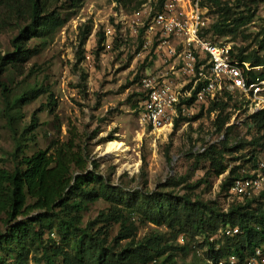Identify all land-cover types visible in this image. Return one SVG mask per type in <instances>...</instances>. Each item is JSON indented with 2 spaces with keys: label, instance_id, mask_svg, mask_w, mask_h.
Listing matches in <instances>:
<instances>
[{
  "label": "trees",
  "instance_id": "1",
  "mask_svg": "<svg viewBox=\"0 0 264 264\" xmlns=\"http://www.w3.org/2000/svg\"><path fill=\"white\" fill-rule=\"evenodd\" d=\"M84 2L67 0L65 6H57L55 0H29L27 10L21 0H0V30L7 29L26 14L30 18L28 25L13 39V51L4 55L0 53V74L17 63L28 62L39 51L38 48H29L28 42L37 39L46 43L68 22L71 14H65V11H78ZM200 3L221 14L220 19L207 28L209 36L214 33L233 35L253 17L242 14L232 17L225 0H200ZM88 34L87 29L82 46ZM260 36L258 48L250 52L239 48L236 52L232 47L231 53L241 62L263 66L256 75L264 79V54L258 52L264 53V29ZM105 42L104 32H98L97 56L105 49ZM151 58L153 55L148 57ZM84 59L83 51L79 61ZM138 79L139 76L134 83ZM45 92L42 87L32 88L12 100L8 104L9 110L19 108L21 102L27 103ZM135 95L138 108L141 100L137 91ZM50 97L48 104L56 106L53 94ZM194 99L195 94L184 102L193 108L198 107L202 113H214L217 132L223 134L221 142L224 144L234 125L229 124L232 112L227 110L231 106H242V100L238 104V98L230 92L218 101L192 106ZM16 113L17 110L15 114H8L12 119L11 128ZM202 113L192 119L199 118ZM187 119L180 110L175 118L174 131L178 130L181 121ZM247 119L252 122L257 136L236 145L235 149L249 150L231 158L232 164L222 162L224 154L229 151L225 145L220 150L211 145L200 154L210 160L218 176L228 171L221 184L220 209L215 203L195 200L190 194L159 188L145 193L124 191L111 178L98 172L96 161H93L94 169H88L89 156L78 146L77 136L67 142L53 141L51 146L30 155L23 142L27 138L21 137L11 153L13 168L0 165V223L5 226L4 231L0 230V264H179L178 253L183 254L182 264H185L187 257L196 256L194 248L197 246L206 249L208 259L214 264L231 255L244 261L257 247L264 248V206L258 204V199L247 202L229 200L233 181L249 176L257 166L260 152L264 151V110L250 114ZM39 125L38 112H35L23 137L33 134ZM200 183L202 180L189 188L195 189ZM178 185L177 181H169L162 187ZM99 200L108 202V208L84 224V213ZM136 218L166 225L173 231L172 235H183L187 241L175 246L162 233L137 239ZM115 224H119L120 229L110 240V231ZM226 226L238 227L240 233L235 236L221 234L220 230ZM55 234L58 241L54 239ZM198 239L202 241L198 242Z\"/></svg>",
  "mask_w": 264,
  "mask_h": 264
},
{
  "label": "rangeland",
  "instance_id": "2",
  "mask_svg": "<svg viewBox=\"0 0 264 264\" xmlns=\"http://www.w3.org/2000/svg\"><path fill=\"white\" fill-rule=\"evenodd\" d=\"M29 9V0H21ZM67 0H55L57 6H65ZM154 1V0H152ZM229 15L237 17L253 15L252 20L233 35L222 36L216 33L211 39L221 44H229L238 52L246 48L248 52L258 48V40L264 29V0H225ZM149 0H85L78 11H65L71 14L68 22L46 43L33 39L29 48H38L28 62L17 63L0 74V165L12 169L18 139L24 140L26 152L30 155L38 149H46L53 141L67 142L77 136V144L89 156L88 169H94L96 161L98 172L111 178L124 191L152 192L156 190L190 194L195 200L215 203L219 209L222 194L221 184L228 171L217 175L206 157L200 154L215 145L218 150L227 146L222 162L232 164L231 158L244 154L235 149L240 142L250 141L257 136L252 122L247 119L249 108L231 106L228 139L217 132L214 113L200 112L198 107L188 106L177 131L174 126L152 130L139 121L135 79L147 67L157 68L156 57L148 59L152 48L145 47L141 26L134 23L135 12L143 9ZM72 12V13H71ZM221 14L209 8V25L213 26ZM124 19L126 23H121ZM29 15L16 19L10 27L0 30V53L13 51V39L29 23ZM89 30L83 46L82 38ZM106 36L105 49L96 55L98 32ZM209 36V37H210ZM84 51L85 59L79 61ZM263 55L264 53L258 50ZM81 53V54H80ZM170 64L162 68L170 70ZM178 70L176 66L174 71ZM173 71L170 70V75ZM42 87L46 90L36 99L20 103V107L9 110L8 104L20 98L26 91ZM50 94L56 106H50ZM238 98L240 95L234 93ZM240 98H238V104ZM240 108V109H239ZM13 127L8 114H15ZM12 112V113H11ZM38 112L39 128L23 137L24 129L31 123L33 114ZM200 115L197 119L194 116ZM190 120V121H189ZM123 143L127 150L119 158L106 154L108 143ZM237 150V151H235ZM232 151L235 153L231 154ZM199 180L202 183L190 189ZM169 181H177L178 186H164ZM161 187V188H160ZM159 188V189H158ZM109 206L99 200L84 213L83 222L87 223ZM1 218V217H0ZM137 239L152 233H162L175 246L183 245L187 239L183 235L174 236L166 225H156L136 218ZM5 226L0 223V230ZM119 224L112 226L110 240L117 236ZM54 239L59 240L57 234ZM202 239H198L201 242ZM196 256L190 255L185 264H214L208 259L206 249L195 247ZM183 254L178 253L179 264ZM181 258V259H180Z\"/></svg>",
  "mask_w": 264,
  "mask_h": 264
},
{
  "label": "built area",
  "instance_id": "3",
  "mask_svg": "<svg viewBox=\"0 0 264 264\" xmlns=\"http://www.w3.org/2000/svg\"><path fill=\"white\" fill-rule=\"evenodd\" d=\"M135 12L133 22L141 26L145 47L156 57L157 68L147 67L136 82L141 103L139 121L152 130L174 126L180 110L185 114L184 100L195 94L193 105L218 101L226 92L238 93L249 113L264 110V79L256 73L263 66L239 61L229 44L213 41L206 32L209 8L200 0H149ZM121 23H126L124 19ZM170 70L162 68L170 64ZM176 66L178 70L174 71ZM258 199L264 206V151L255 169L247 177L236 178L230 187L229 200L247 202ZM221 234L235 236L238 227L226 226ZM218 264H264V248L241 261L237 255L219 260Z\"/></svg>",
  "mask_w": 264,
  "mask_h": 264
},
{
  "label": "bare ground",
  "instance_id": "4",
  "mask_svg": "<svg viewBox=\"0 0 264 264\" xmlns=\"http://www.w3.org/2000/svg\"><path fill=\"white\" fill-rule=\"evenodd\" d=\"M127 150V147L123 143L111 142L108 143L105 153L112 154L115 157H118Z\"/></svg>",
  "mask_w": 264,
  "mask_h": 264
}]
</instances>
